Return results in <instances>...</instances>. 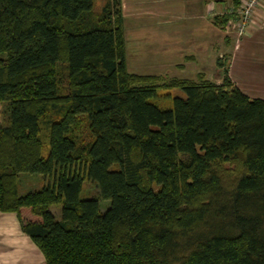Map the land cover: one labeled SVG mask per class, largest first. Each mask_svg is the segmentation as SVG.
I'll use <instances>...</instances> for the list:
<instances>
[{"label":"trees","instance_id":"trees-1","mask_svg":"<svg viewBox=\"0 0 264 264\" xmlns=\"http://www.w3.org/2000/svg\"><path fill=\"white\" fill-rule=\"evenodd\" d=\"M93 4L0 0V212L46 264H264V99L129 72L121 1Z\"/></svg>","mask_w":264,"mask_h":264},{"label":"crops","instance_id":"crops-1","mask_svg":"<svg viewBox=\"0 0 264 264\" xmlns=\"http://www.w3.org/2000/svg\"><path fill=\"white\" fill-rule=\"evenodd\" d=\"M237 0H121L123 31L134 27L128 23L126 5L150 8L147 16L161 21L163 36L162 65L183 72L171 77L197 81L200 76L220 81L219 43L228 48L227 76L250 98L264 99V1L257 9L246 34L232 42L230 27L225 23L228 9ZM141 14V13H139ZM228 21V20H227ZM160 25V23H158ZM222 33V34H220ZM220 35L222 39H220ZM196 37V39H195ZM225 41V42H224ZM194 44V46H193ZM160 49H154L157 55ZM127 64V56H126ZM52 208V207H51ZM57 218V216H55ZM0 264H46L44 255L30 237L22 231L14 213L0 212Z\"/></svg>","mask_w":264,"mask_h":264},{"label":"rangeland","instance_id":"rangeland-1","mask_svg":"<svg viewBox=\"0 0 264 264\" xmlns=\"http://www.w3.org/2000/svg\"><path fill=\"white\" fill-rule=\"evenodd\" d=\"M105 2L106 0H94L93 12L94 13L100 12V9ZM237 3L239 4V0H237L235 4ZM128 4L129 5L128 6L126 5L125 7V14L127 15V18L133 17L129 20L127 19L130 25L132 23V20L135 18L134 15H136V13L140 15L133 21L136 23L134 27H128L127 29L124 30L128 71L137 74L159 75L162 76L165 80L173 76L170 75L173 74V72H177L178 76H180L183 72L179 71L178 69L175 70L171 67H166V65L163 66L162 60L152 59L154 56H163V51L161 49L163 48L164 41L162 36L161 21H158L156 19L152 21L150 17L147 16L148 12L146 11H149L150 8H146V7L140 8L138 6L130 5V3ZM262 13L264 14V10H262ZM227 20H225V23L228 24ZM158 23H160V25H158ZM229 29H230V34L229 32H227L228 33L227 35H230V41H231L230 48H231L232 42H235L236 40H240L245 34L244 35L236 34L235 31L233 30L231 23ZM220 37H221L220 39H222L221 35ZM225 45L226 44L223 43L222 40H220L219 47L220 50H222L220 51V57H219L220 64L218 65L220 80L225 75V71L228 65L229 52H227L228 48L225 47ZM156 48L160 49L157 55L153 51ZM176 95L184 96L183 92L178 88L159 90L158 96L153 100L158 106L166 108L171 106V98ZM0 108L2 111L1 117L2 119L3 118L5 119L6 105L1 104ZM74 127L75 128L73 131V135L74 137H76L77 142L78 143L86 142L89 139V131L87 129L85 121H82L81 119V122L77 123V125ZM45 151L46 150H44L43 152L45 153ZM224 167L229 170H234L233 172L238 171L239 169L237 163L235 164L227 163L224 164ZM42 182L43 181L41 180V177L39 175L26 174V173H22L19 175L21 192L30 189H35L39 187L42 184ZM153 188H155V186ZM81 196L99 198L101 210H103L105 206H108L109 204V201L100 199L98 188L96 187V185L87 180L83 182ZM51 211L55 216H57V218L60 217V205L52 206Z\"/></svg>","mask_w":264,"mask_h":264},{"label":"built area","instance_id":"built-area-1","mask_svg":"<svg viewBox=\"0 0 264 264\" xmlns=\"http://www.w3.org/2000/svg\"><path fill=\"white\" fill-rule=\"evenodd\" d=\"M264 0H239V4H235L228 9V26L232 24L236 34H246L249 26L253 21L256 9L259 8Z\"/></svg>","mask_w":264,"mask_h":264}]
</instances>
